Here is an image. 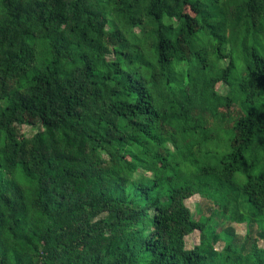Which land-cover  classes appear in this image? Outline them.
Listing matches in <instances>:
<instances>
[{
  "label": "trees",
  "instance_id": "trees-1",
  "mask_svg": "<svg viewBox=\"0 0 264 264\" xmlns=\"http://www.w3.org/2000/svg\"><path fill=\"white\" fill-rule=\"evenodd\" d=\"M261 239L264 0H0V264H264Z\"/></svg>",
  "mask_w": 264,
  "mask_h": 264
},
{
  "label": "rangeland",
  "instance_id": "rangeland-1",
  "mask_svg": "<svg viewBox=\"0 0 264 264\" xmlns=\"http://www.w3.org/2000/svg\"><path fill=\"white\" fill-rule=\"evenodd\" d=\"M217 89L220 90L221 92H224L226 90V87L223 86L221 83H218ZM220 111L223 112V114L228 118L227 127H230L232 123L241 116V111L236 104L220 109ZM29 120H32V119H29ZM31 124L33 125L34 121H32ZM30 125L26 123V124L16 126L15 129H16L17 137L22 138L25 134H31V131L33 130L31 129ZM186 204L191 209L192 213L194 214L196 218H198L199 215L201 214L205 216H209L214 209L215 211L217 209L216 208L217 206L214 204V202H212L211 200L207 198L199 196V195H193L192 197H189L186 200ZM197 210H200V212L197 213L196 212ZM221 220H224V219L222 217L220 218L219 221L221 222V224L219 228L227 224V222L221 221ZM231 226L234 228V231L238 234L237 235L238 239L243 238L245 236L247 232V228L244 224L241 225L237 223H231ZM253 236L254 235H252V237ZM198 240H199V232L198 231L192 232L191 234L185 237L186 247L191 248L193 245H195L198 242ZM224 244L225 242L223 244L222 242H219L217 247L220 248ZM260 245L264 246V239H261Z\"/></svg>",
  "mask_w": 264,
  "mask_h": 264
}]
</instances>
